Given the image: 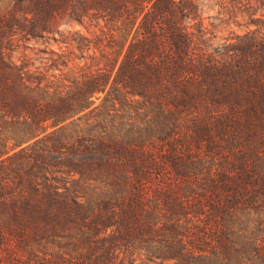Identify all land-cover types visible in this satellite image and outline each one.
<instances>
[{
  "label": "trees",
  "instance_id": "1",
  "mask_svg": "<svg viewBox=\"0 0 264 264\" xmlns=\"http://www.w3.org/2000/svg\"><path fill=\"white\" fill-rule=\"evenodd\" d=\"M218 6L0 0V264H264V0Z\"/></svg>",
  "mask_w": 264,
  "mask_h": 264
},
{
  "label": "rangeland",
  "instance_id": "2",
  "mask_svg": "<svg viewBox=\"0 0 264 264\" xmlns=\"http://www.w3.org/2000/svg\"><path fill=\"white\" fill-rule=\"evenodd\" d=\"M219 0H198L200 14L203 19L205 27V47L212 49L225 40L226 37L233 33L240 32L244 26L239 25V22H234L232 19H226L222 14L220 15ZM63 27H71L64 25ZM73 27H79L74 25ZM57 48V44L43 42L40 39H27L20 41L12 48L7 50V54L11 60L29 68L30 70H40L42 72L53 71L55 73L66 71V69L58 70L53 68L51 54L46 51L48 47Z\"/></svg>",
  "mask_w": 264,
  "mask_h": 264
}]
</instances>
